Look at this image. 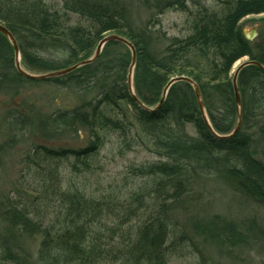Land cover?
Returning <instances> with one entry per match:
<instances>
[{
  "label": "trees",
  "instance_id": "trees-1",
  "mask_svg": "<svg viewBox=\"0 0 264 264\" xmlns=\"http://www.w3.org/2000/svg\"><path fill=\"white\" fill-rule=\"evenodd\" d=\"M172 4L185 7L183 0L168 1L164 7ZM226 4L221 9L199 8L192 33L171 39L160 51L150 31L133 28L120 0H0V23L15 36L22 66L34 74L92 58L108 34L127 38L137 53L135 94L152 109L132 98V54L124 44L107 43L94 63L68 75L33 81L18 73L14 49L0 33V92L32 82L73 89L86 99L76 108L42 117L36 130L55 138L81 129L88 139L80 148L35 146L25 156L15 198L0 197L6 228L0 238L3 261L168 264L194 239L218 250L264 245V223L256 219L239 223L215 214L179 222L188 208L195 210L201 191L213 180L264 206V68L249 65L239 74L243 121L233 138L212 134L187 82L173 84L155 109L168 82L184 76L198 85L214 131L229 135L235 129L236 64L246 59L264 67V17L256 20L257 39L249 41L244 34L250 16L264 15V0ZM27 122L22 115H8L0 119V127L7 134L23 135ZM138 148L157 161L129 168L128 176L137 181L135 190L119 186L96 197L74 178L66 179L64 164L79 178L92 170L103 151L125 157ZM135 219L137 226L132 224ZM36 235L41 240L34 260L11 242Z\"/></svg>",
  "mask_w": 264,
  "mask_h": 264
},
{
  "label": "rangeland",
  "instance_id": "rangeland-1",
  "mask_svg": "<svg viewBox=\"0 0 264 264\" xmlns=\"http://www.w3.org/2000/svg\"><path fill=\"white\" fill-rule=\"evenodd\" d=\"M120 1L128 10L133 28L137 31H150L153 43L160 51L167 47L171 39L183 38L192 33L193 19L199 8L221 9L227 6L226 0H183L185 7L179 4L164 7L168 1L175 0ZM261 17L264 15L250 16L248 20L252 21L246 23L244 31L250 32L257 28L259 33L260 23L256 20ZM245 61L247 60L238 62L236 68ZM1 91L0 119L8 115L13 117L22 115L28 121L23 135L7 134L0 127V197L15 198L19 191V182L23 179V160L33 147L46 146L58 149L80 148L86 145L87 134L81 129L55 138L44 137L36 130V124L42 117L76 108L86 97H81L68 87H55L36 82L22 83L10 91ZM156 161L157 158L152 153L140 148L125 157H120L107 149L93 160L92 170L85 172L83 176L79 175V178L69 170L68 164H64V170L66 179L74 178L89 194L99 197L116 190L119 186H125L126 192L135 190L137 181L128 176L129 168ZM201 193L203 198L195 205V210L188 208L186 217L179 218V222H184L192 215L209 218L217 214L239 223L250 219L264 223V206L236 192L223 181H210ZM137 223L138 220L135 219L132 224L137 226ZM5 232V225L0 219V238L5 236ZM40 240V236L36 235L25 236L22 239L12 238L11 242L18 251L28 254L30 259L34 260ZM188 245L189 248L183 255L173 257L168 264H264V245H257L248 250H218L215 246L204 244L200 239H194ZM0 264L9 263L3 261L0 256Z\"/></svg>",
  "mask_w": 264,
  "mask_h": 264
},
{
  "label": "water",
  "instance_id": "water-1",
  "mask_svg": "<svg viewBox=\"0 0 264 264\" xmlns=\"http://www.w3.org/2000/svg\"><path fill=\"white\" fill-rule=\"evenodd\" d=\"M0 33L3 34L11 43L13 49H14V53H15V62H16V69L18 71L19 74H21L23 77H25L26 79L29 80H33V81H43V80H47L50 78H55V77H62L65 75L70 74L71 72L75 71L76 69L88 65V64H92L94 63L98 57L100 56V54L103 51V48L105 47V45L109 42H118V43H122L125 46H127L132 54V63H131V67L129 70V75H128V83H129V89L132 95V98L144 109H148V110H152L150 108H147L136 96L135 94V90H134V69L136 66V49L134 47V45L132 44V42H130L127 38L120 36L118 34H110L107 35L106 37H104L100 43L98 44V47L96 49V52L94 54V56L88 60L82 61L70 68L67 69H63V70H58V71H54V72H50V73H46V74H34L31 73L29 71H27L21 64V52H20V48H19V44L15 38V36L12 34V32H10V30H8V28H6L3 24L0 23ZM245 37L249 40V41H254L257 37H258V32H257V28H254L252 30H250V32H246L244 31ZM249 65H258L262 68H264L263 66H261L259 63L257 62H253V61H245L243 63H241L237 69L234 72L233 75V87H234V92H235V99H236V106H237V110H238V123L235 127V129L232 131L231 134L229 135H218L214 129L212 128V125L210 124V121L208 119L207 113H206V109H205V105H204V101L202 98V94L201 91L198 87V85L190 78L188 77H175L173 79H171L168 84L166 85V87L164 88L163 91V95H162V99L159 103V105L155 108L158 109L159 107H161L163 105V103L166 100L167 94L169 89L171 88V86L177 82H187L189 84H191L195 90V95H196V99L202 114V117L204 118V121L206 123V125L208 126L209 130L212 132V134H214L217 138L219 139H230L233 138L240 130L242 127V121H243V114H242V100H241V93L239 90V85H238V78H239V74L240 72L247 66Z\"/></svg>",
  "mask_w": 264,
  "mask_h": 264
}]
</instances>
